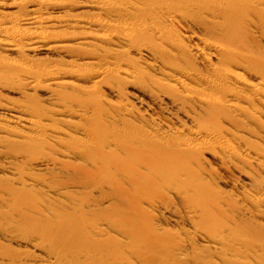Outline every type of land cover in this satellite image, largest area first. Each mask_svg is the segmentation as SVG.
<instances>
[{
	"label": "bare ground",
	"instance_id": "obj_1",
	"mask_svg": "<svg viewBox=\"0 0 264 264\" xmlns=\"http://www.w3.org/2000/svg\"><path fill=\"white\" fill-rule=\"evenodd\" d=\"M167 1L171 0H150V6H146V1L143 0H134L122 6L113 4L112 6L117 7L119 12L116 22L114 20L105 23L101 20L97 23L96 18L95 22L89 21L91 19L83 21L82 18V21H76L74 26L80 24L84 28L97 27L104 31L136 25V22L141 20L136 18L133 10H143L140 6L144 5L146 9L152 8L159 12L167 5ZM175 1H185L195 13L206 15L198 22H184L188 26L205 28L209 38L201 36L195 39L202 45L201 49H196V53L207 61L208 65L203 63V59L201 62L207 68L202 66L200 68L198 56L186 52L183 45H179L180 42L176 44L177 49L180 48L177 50L178 53L165 59L163 49L154 42V39L162 34L160 30L115 35L97 33L99 34L97 38L105 45L104 48L101 47L107 56L120 55L124 60H139L144 63L145 57L150 56L153 63L148 66L174 85L170 86L164 83V80L150 79L145 73L140 72L141 69L132 73L131 80L141 83L144 79L148 80L149 86L152 87L148 90L150 100L152 98L151 101L156 105L169 106L172 110L182 113L190 121V128H183L180 123L178 127L175 125L173 128H167L169 130L167 131L155 127L157 124L155 122L154 125V121L152 123L145 121L146 124L129 122L121 126L94 123L88 132L80 124H71V132L80 135V138L73 137L72 134L65 139L60 137L61 133L54 137L55 142L64 147L68 155L72 154L70 145L73 142H81L87 147V151H91V157H86L87 162L97 160L102 162V166L98 164L101 166L98 168L99 173L95 170L94 172L85 170L82 164L73 167L77 171L75 172L77 176L79 175L78 183L80 178L87 179V182L81 180L82 183L79 185L82 186H77L81 192L70 190L76 184L67 186L62 181L55 184L40 181L41 183L37 184L39 190L31 192L23 182L22 174H19L16 185L7 184L9 177L6 179L0 176V264H217L212 259L207 260L203 257L202 252L193 249L188 251L185 247L189 248L188 244L184 245V240L180 239L182 237L180 231L179 234L172 233L160 224L162 220L159 222L157 215L172 214L175 205L184 210V215L180 216L182 212L177 209L179 215L176 219L184 221L183 223L193 230V239L197 238L206 245L222 243L230 248L231 244H244L247 235L250 236L246 223L238 222L232 217L236 213L229 216L225 210L230 203L220 202L223 201L220 199L221 195L219 196L211 185L214 170L208 167L209 162L205 155H210L213 161L223 164H219L221 167L227 166V169L228 165L235 166L237 160H241L244 166L250 165L246 158L250 152L245 151L246 157L242 156L234 143L230 144L222 137L229 133L225 126L236 123L233 116L243 112V106L240 104L244 100L251 104L256 101L264 103V0ZM30 2V15L28 18H22L25 22L22 24L35 26L37 32L23 35L19 30V24L7 26L0 22V47L6 49L7 53L21 52L22 47L28 44L44 43L45 38L41 36V32L50 31L58 24L44 17L43 13L48 11L47 2L44 0ZM80 5L81 8L94 10L91 15L99 16L110 15L112 8L116 9L100 3L99 0H80ZM180 10V7H170L162 13L166 18L173 20L183 18L177 13ZM208 18L211 21L207 20ZM67 25L69 27V24ZM135 29L137 30L136 27ZM84 34L82 33L83 37ZM170 37L167 34L163 37L168 46L175 44ZM85 40L83 39L81 44L85 43ZM142 41L144 42L141 45H133ZM49 44V50L56 49L55 40ZM65 47L64 44L62 49H69L71 45ZM211 59L216 60L217 64L214 65ZM239 62L244 63V69L254 73L252 78L258 82V90H255L254 85L256 92L249 96L250 92L247 93L249 98L234 87L235 83L247 81L234 71L241 69ZM70 63L72 64V61ZM99 69L101 70L96 71L94 76L96 81L93 83L96 87L102 85L109 75L119 77L120 74L125 76L128 74V70L116 62H107L103 69L100 67ZM206 72L211 76L209 77ZM54 84L65 85L59 81ZM251 90L253 89L249 91ZM25 108L12 106L4 110L12 115L10 116L14 122L25 124V128L38 129L37 133H41L44 126L41 127L40 123L41 121L43 123L44 115L36 112L38 110L36 107H33V110L37 109L36 111ZM129 112L130 115L133 114ZM178 113L176 119H179ZM73 115L82 118L79 113L77 115L73 112L71 116ZM171 116L175 118L174 115ZM243 128L242 133L248 134L249 127L245 128L247 130ZM53 132L56 134V131ZM35 137L27 135L21 137L23 143L17 142L21 139H15V142L26 148V150L21 148V151L22 149L27 151ZM234 140L245 143V138L241 134H234ZM12 143L14 144L13 141ZM262 153L260 152V155L263 156L258 154L254 159L257 161L259 157H264ZM109 167L115 169V172L109 170ZM99 175L103 176L97 180ZM60 177H64V174ZM246 179L248 184H253L252 177L248 176ZM94 191L99 193V197L94 196ZM50 194H53L50 197L51 202H44L43 200L46 196H51ZM182 238L184 239V236ZM12 247L18 248L14 250ZM19 247L22 251L17 250Z\"/></svg>",
	"mask_w": 264,
	"mask_h": 264
},
{
	"label": "rangeland",
	"instance_id": "obj_2",
	"mask_svg": "<svg viewBox=\"0 0 264 264\" xmlns=\"http://www.w3.org/2000/svg\"><path fill=\"white\" fill-rule=\"evenodd\" d=\"M143 1H146V6L151 5L150 0ZM44 2H47L46 5L48 10L45 11L46 13H43L44 17H48L53 23H58L56 27L50 31L41 32V36L45 38V42L25 45L22 47L23 49L21 52L11 54L9 52L7 53L6 49L0 47V176H4L6 179L9 177L7 179V182H9L7 184L12 185L15 183L16 185L19 174H22L24 176L23 182L26 183V187L29 188L28 190L31 192L39 190V185L37 184L41 183L40 181H42V183L47 182V184H55L62 181L64 184H67V186H70L69 184H76V186L71 187L70 190H77L76 192H78L79 188L77 186L82 183L81 180L84 181L85 179L80 178L78 183L77 180L79 179V175L77 176V173H75L77 171H75L73 167L82 164L81 166L85 170L87 169V171L89 170L91 172H94L93 170H95V172L99 173L98 168H101L102 162L100 160L91 163L87 162V158L91 157V151H87V147L83 146L81 142H73L70 145V148L72 147L71 155L65 153L64 147L55 142L54 137H58L61 133L60 137L65 139H68V136L73 134L70 129L71 124H80V126L84 130L87 129L88 132H90L94 123H106L109 126H121L129 124V122H140L146 124L145 121L148 123H150L149 121H151V123L154 121V125L155 122L157 124L155 127L159 129L162 128V130L167 131H169L168 129L175 127V125L178 127L180 123V126L183 125V128L189 129V126H191L190 121L182 113L172 110L169 106L156 105V103L151 101L152 98L150 100L151 96L148 95V90L152 87L149 86L148 80L144 79L142 83L131 80L130 77L132 73H134L137 69H139V71L141 69L140 72L145 73V75L150 79L155 78L157 80H164V83L170 86L174 85L172 82L167 81L166 78L162 77L157 71L152 70L148 66V64L153 63V59L150 56L145 57V63L139 60H124L120 55L107 56L106 53L103 52L105 45L101 44V41L97 38L99 35L97 33H107L109 35L129 32L150 33V31L156 29L160 30L162 34L159 37H156L154 42L159 44L163 49V56L165 59H168L178 53L180 48L178 47L177 49L176 44H179V42V45H183L182 47L185 48L184 50L186 52H190L189 54L191 55L195 54L197 57L198 54L196 53V49H201L202 45H200L201 43L196 39L201 36V38L207 39L209 36L207 35L204 27L199 28L194 25L188 26L184 21L189 23L194 21L198 22L202 18H205L206 15L201 16L195 13L190 8L191 6H189L185 1L171 0L167 1V5H164L165 7L159 12L153 10L152 8L146 9L144 5L140 6L143 10H133L136 18L141 20L140 22H136V25H126L115 30L103 31V29L99 30L97 27H88L89 29L87 27L84 28L80 24L74 26V23H77L76 21L81 22L82 18L83 21L91 19L89 21L93 22H95L94 19L96 18L97 23L101 22V20L105 23H111L114 20L116 22L118 17L117 14H119V12L117 11V7L112 5L117 4L118 6H122L132 3L134 0H99L102 4L111 5L116 8H112V15L103 14L101 16L98 14L91 15V12L94 13L95 11H92V9L90 10V8H81L80 0H44ZM30 3V0H0V22L2 21V23L7 26L19 24V30L23 35H26L27 33L31 34V32L34 33L36 31L35 26H25V24H22V22L25 23L22 18H28L30 15ZM170 7H180L181 10L177 13H180V16L183 18L173 20L171 18H166L162 12H165L166 9ZM79 17L81 19L80 21ZM19 19H22L23 21ZM207 20L210 19L208 18ZM151 23L153 24L151 25ZM66 24H69V27L68 25L66 26ZM131 26L134 28L136 27L137 30H134ZM79 32H82L83 34L85 33L84 37L82 33L80 34ZM94 34L95 36H93ZM166 34L169 37H172L170 38L174 41V45L168 46L169 44L165 43L163 37L166 36ZM83 39H86L85 43L81 44ZM54 40L57 42L56 49L51 48L50 51L48 49L50 48L49 42H54ZM144 41L140 43H133V45H141ZM64 44L66 47L71 45V48L67 49L65 47L66 49H62ZM58 45L59 47L61 46V49L57 47ZM74 46L77 49H74ZM101 46H103V48ZM197 58L201 63L203 58L200 56ZM70 60L72 61V64L70 63ZM211 60L214 65L217 64L216 60ZM203 61L205 65H208V63H206L207 61L204 59ZM107 62H116L120 64L123 69L128 70V74L126 76L120 74L119 77L109 75L105 78L106 81L104 80L105 82H103L102 85L96 87L93 83L96 81L94 80V76L96 74L95 72L101 70L99 67L103 69ZM203 63H201L200 68H207V66H203ZM239 65L241 69H233L247 81L235 83L234 87L240 93H245L246 96H243L249 98L248 96L252 92H256L258 90V82L257 80H254V77L252 78V74L254 73L244 69V63L239 62ZM206 74L209 77L211 76L208 72H206ZM60 80L63 81L61 82ZM56 81H59L62 84L67 83L65 85H55L54 82ZM247 83L249 86H247ZM253 86L256 89L253 88ZM250 89L253 90L249 91ZM254 89L256 91H254ZM258 102L259 101H256V103L254 102L251 104V102L244 100V102L240 104L241 107L243 106V114L241 113L240 115H234L235 117L233 116L236 123L230 126L225 124L229 133L223 135L222 137L223 140H226V142H229L230 144L234 143L233 145L237 147V150H239L238 152L242 156L246 157L244 154H246V152H250L249 157H246L250 161V165L244 166L241 160H237V162H235V166L228 165L227 169V166L224 165L226 167L224 168L222 166V168L220 165L223 164H217V162L211 159L210 155H205V158L209 162L208 167H211V169L214 170L212 172V170L208 168L212 172L211 178L213 179L211 185H213L218 195H221L222 197L220 199L223 201L220 202H229L230 205L225 204L228 206H226L225 210L228 212L229 216L236 213L232 217H234V219L238 222L246 223V226H248L247 229L250 231V236L247 235V240L244 244H231V247L228 248L222 243L216 245L209 244V246L202 243L197 238L193 239V230L187 226L186 223H183L184 221L176 219L178 217L177 215H179L178 211L182 212V214L180 213V216L184 215V210L178 206L176 207V205L174 206L172 214L166 213L164 216H160L159 214L157 215V217H159L158 220L160 219L159 222L162 220L160 224H162L167 230L176 234H179L180 231V235L182 237L184 236V239L182 237H180V239L184 240V245L185 243L188 244L189 248L185 246L188 251L193 249L196 252H202L201 254L203 257H206L207 260L212 259L214 263L216 262L217 264H264V157H259L257 161L254 159L256 158V155H260V152L264 153V103ZM12 106L14 108L19 106L23 109L26 107L25 109H30L29 111L37 110H35V108L33 110V107L38 108L36 112H40V115H44L42 116L43 123L42 121L40 123L41 127L44 126L42 127L44 130L41 133H37L38 129L36 130L35 128H32L35 130L33 131L32 129H29L30 127L25 128V124L23 125L22 123L18 124L17 122H14L11 117L12 115L8 114L6 111ZM5 108L6 110H4ZM129 111L133 112V114L130 115ZM188 111L190 112V110ZM73 112L77 115L78 113L79 115L81 114L82 118L74 117V115L71 116ZM176 112L178 113L179 119H176ZM63 114H66V117ZM170 114L174 115L175 118H173ZM200 114H202V112H200ZM66 122H70V124ZM51 128L53 131H56V134H54L55 132H53ZM241 128H248L249 133L244 135ZM44 131H47L48 133ZM234 134L243 135L245 143L235 141ZM27 135L36 136L35 139H32L33 142L30 143L31 147L27 149V151L29 150L30 152L24 151L26 150L24 145L21 144L22 147H20V144L17 143H23L21 142V137ZM72 136L80 138V135L76 133ZM15 139L21 140L15 142ZM36 139L37 141H34ZM52 139H54L55 143ZM16 143L18 147L14 146ZM37 144L40 145L37 147ZM21 148L24 150L22 149L21 151ZM62 151L64 153H62ZM9 157L13 160L9 159ZM8 162H10L9 165ZM84 162H86L85 164L87 165H85ZM99 162H101V164ZM10 165L13 166L11 167ZM10 168H12L14 172ZM8 169L10 171H8ZM110 169L115 172V169L112 167H109V170ZM62 174H64V177H60ZM102 176L103 175H99V177L97 176V180H100ZM248 176H250V178L252 177L253 184L251 185L254 187L248 184L249 182L246 179ZM86 180L84 182H87ZM94 181H91V183H94ZM91 183H89V186ZM80 186L82 185H79V187ZM93 194L94 196H98L99 193L94 191ZM50 195L51 196L49 197L46 196V199H44V197L41 198L44 199V202H51L50 197H52L53 194ZM255 200L256 202H254ZM163 220H166V222ZM190 244L192 245L191 247L189 246ZM15 248L18 247H12L14 250ZM20 249L21 248L19 247L17 250L20 251ZM208 252H210L209 255ZM219 253H221V255ZM36 254L42 255L41 253H35V255ZM210 254L212 256L215 254V257H212ZM217 255L218 257L220 255L221 258H218Z\"/></svg>",
	"mask_w": 264,
	"mask_h": 264
}]
</instances>
